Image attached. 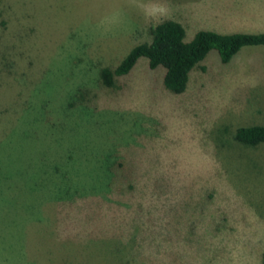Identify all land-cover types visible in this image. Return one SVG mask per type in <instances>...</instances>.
Masks as SVG:
<instances>
[{
  "label": "rangeland",
  "instance_id": "rangeland-1",
  "mask_svg": "<svg viewBox=\"0 0 264 264\" xmlns=\"http://www.w3.org/2000/svg\"><path fill=\"white\" fill-rule=\"evenodd\" d=\"M160 5L167 9L164 17L156 12ZM0 13L7 20L0 31V109L10 110L4 115L0 110V264H116L114 257L124 254L114 250L123 244L122 237L111 228L97 229L99 218L92 208L82 216L88 229L65 252L55 245L48 252L41 250L48 243H34L33 224L26 228L29 215L18 214L13 220V207L3 209L10 197L13 206L40 202L37 191L26 193L22 201L15 191L46 170L49 145L38 136L44 125L54 122L49 113H58L50 111L55 104L51 98L67 90L60 83L51 86L50 80L61 75L62 82L68 58L76 83L92 80L96 66L90 61L96 49L117 55L160 18L181 21L188 37L202 27L264 31V0H0ZM17 29L29 34L18 39ZM160 75L158 67L151 69L139 59L128 73L116 77V86L99 101L88 123L93 132L82 133L77 143V156L100 162L106 154L118 152L137 161V185L126 199L142 215L161 212L158 202L166 195L149 190L146 170L161 172L167 185L176 188V198L188 194L194 201L191 216L188 210L177 211L174 223L169 220L167 225L178 230L177 243H189L172 257L173 264H259L264 246V146L245 148L231 136L236 126L264 124V46L243 47L227 63L210 52L189 73L180 93L166 90ZM33 102L42 106L41 113L46 109L47 116L31 108ZM25 107V112L19 111ZM82 169L87 198L105 199L100 166ZM35 184L46 188L43 176ZM93 190H100L95 192L99 195L91 194ZM173 206L162 213L172 214ZM46 210L53 214L54 205L47 203ZM72 213L71 209L67 219ZM162 213L160 221L166 218ZM69 224L77 231L73 221ZM18 226L23 231L17 232L10 258L11 233ZM179 231L191 234L190 242ZM163 248L157 251L165 261L174 250L164 256ZM200 253L207 257L197 256Z\"/></svg>",
  "mask_w": 264,
  "mask_h": 264
},
{
  "label": "trees",
  "instance_id": "trees-1",
  "mask_svg": "<svg viewBox=\"0 0 264 264\" xmlns=\"http://www.w3.org/2000/svg\"><path fill=\"white\" fill-rule=\"evenodd\" d=\"M55 13L60 16L58 11ZM4 19V15L0 13V31L7 22ZM15 33L18 39L22 35L29 34L28 32L24 34L21 29L15 30ZM86 46L89 50L88 44ZM253 46H264V31H217L214 28L202 27L194 31L191 37H188L186 27L181 21L174 18H160L146 26L142 37H138L127 49L118 51L117 55L108 54L100 48L96 49L94 52L96 57L90 61L96 66V74L92 80H82V82L76 83L71 77L74 67L68 64L70 60L68 58L66 60V73L62 74L65 76L62 82L59 80L61 75L50 80L51 86L57 87L60 83L65 85L67 90L63 94L60 90L59 96L51 98V104L53 102L55 104L50 108V111L58 110V113L56 115L49 113V117L53 118L52 121L54 122H49L47 126L44 125L40 131L44 130L38 136L40 140L46 141L49 145L46 151L47 158L44 160L46 170H41V174L37 173L33 177L30 176L25 183L18 185L15 191L18 195V201L24 200L26 193L37 191L40 202L31 206L22 204L13 206L11 205L13 203H9L13 201L14 197H10L7 199L8 205L4 206L3 209L8 212L10 207H13V215L15 216L13 220L18 214L26 213L29 215V223H26V228L33 224L34 243H43L44 239H46L45 243H48L41 247V250L48 252L52 250L51 245H55L65 252L72 249L75 242L80 240L85 232V228L88 229V226L82 222V216L90 213L92 208L99 218V222L96 224L97 229L110 230L111 228L118 231L120 238L122 237L123 244L119 245L117 249L116 246L114 250L118 252L122 249L121 252L124 254L120 253L119 257H114L116 264H173L172 257L182 252L189 243H177L178 230L167 225L169 220L174 223L177 211L188 210L187 215L190 217V207L194 201L190 199L188 194L186 196L181 194L176 198L173 194V190L175 191L176 188L167 185L168 180L167 178L164 179L165 177H160L161 172L146 170L145 174L149 176L151 183L149 190L154 192L156 196L161 192H166V195L158 202L161 212H147V214L142 215V212L132 207L126 199L127 196L133 194L137 185V173H139L136 170L137 161L118 152L106 154L107 156L100 162L96 157L87 158L85 155L78 157L77 148H79V144L77 143L80 142L82 133L93 132L89 129L88 123L94 119L93 116L99 107V101L110 94L116 86V77L128 73L139 59H144L149 68L158 67L161 70L160 81L166 90L180 93L186 88L189 73L210 52L216 53L221 63H227L241 48ZM203 65L205 66V64ZM18 80L25 82L27 78L26 80L18 78ZM18 86L21 87L20 84ZM16 99H20V96H17ZM34 102L31 108H35L39 115L47 116L45 115L46 109L45 113L44 111L41 113L42 106L38 102L34 105ZM18 107H15V112L18 111ZM20 109L25 112L28 107L19 108V111ZM2 111L1 114L4 115L10 110ZM45 127H47L46 130ZM8 136L10 137V132ZM8 136L4 135L3 138H8ZM231 140L245 148L264 146V124L236 126L233 129ZM97 164L102 171L99 181H101L100 188L103 189L101 193L105 194V199L100 196V199L94 198L90 201L87 194L82 191L83 186L81 184L85 178L82 167H95ZM41 175L46 181V188L38 187L35 184L42 181ZM97 191L100 192V190H93L91 194ZM95 195L97 196L99 193H95ZM47 203L54 205L51 215L47 214ZM170 205H175L173 206V213L165 216L162 211ZM21 208L25 210L19 211ZM71 209L73 210L72 216L67 219ZM35 210L37 211L34 212ZM161 213L166 217L162 221H160ZM72 221L77 231L71 228L69 223ZM54 225L60 227L53 230ZM20 230L23 231L18 226L17 230L13 229L11 233L10 258H13V246L17 239V232ZM132 231L133 234H131ZM51 232L53 234L49 236ZM28 233L30 234V231ZM179 233L181 232L179 231ZM181 234L184 240L190 242L191 234ZM175 243H177V248L174 250L173 245ZM161 245H164L161 251L164 256L174 250L166 256L165 261L163 256L158 254L160 251H157ZM120 246L122 247L120 248ZM164 250L166 251L163 252ZM206 254L200 253L197 256L207 257ZM194 258L199 263L203 261L197 257ZM259 264H264V246L260 252Z\"/></svg>",
  "mask_w": 264,
  "mask_h": 264
},
{
  "label": "clouds",
  "instance_id": "clouds-1",
  "mask_svg": "<svg viewBox=\"0 0 264 264\" xmlns=\"http://www.w3.org/2000/svg\"><path fill=\"white\" fill-rule=\"evenodd\" d=\"M156 12H157L161 17H164V16H166V14H167V9H166L163 5H160V6L156 9Z\"/></svg>",
  "mask_w": 264,
  "mask_h": 264
}]
</instances>
